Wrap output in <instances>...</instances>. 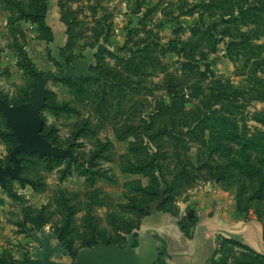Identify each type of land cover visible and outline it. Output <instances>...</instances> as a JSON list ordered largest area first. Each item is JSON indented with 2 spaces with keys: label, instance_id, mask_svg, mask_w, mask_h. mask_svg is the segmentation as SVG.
Here are the masks:
<instances>
[{
  "label": "rangeland",
  "instance_id": "obj_1",
  "mask_svg": "<svg viewBox=\"0 0 264 264\" xmlns=\"http://www.w3.org/2000/svg\"><path fill=\"white\" fill-rule=\"evenodd\" d=\"M57 35L68 63L92 50L106 82L47 84L57 108L41 111L43 131L77 160L28 155L31 184L0 188V258L25 262L40 228L74 256L95 237L124 247L161 183L160 211L214 193L231 222H256L264 238V0H0V97L28 101L36 79L24 56L43 75L61 72ZM8 145L0 139L2 165ZM227 239L241 243L221 237L209 264H264Z\"/></svg>",
  "mask_w": 264,
  "mask_h": 264
},
{
  "label": "water",
  "instance_id": "obj_2",
  "mask_svg": "<svg viewBox=\"0 0 264 264\" xmlns=\"http://www.w3.org/2000/svg\"><path fill=\"white\" fill-rule=\"evenodd\" d=\"M61 35H57L51 43V59L61 69L58 74L49 73L43 75L39 71H33L37 77L35 86L29 91L30 100L26 103L11 105L0 97V114L5 124L15 137L17 145L9 153L10 164L0 165V188L6 191L7 181L21 180V162L17 155L37 154L47 159H60L69 157L77 160L70 147L61 148L48 141L43 131V119L41 110L46 106V88L49 82L92 79L105 82L97 74L91 72L93 65V51L87 49L83 58L75 59L68 63L61 54ZM167 186L164 183L158 188V198L148 204L147 215L142 220V226L134 236L126 237V245L120 247L115 244H105L98 238L95 239V246L92 248L80 249L72 263L60 262L59 256H69V251L59 242V236L53 233H46L44 228L38 232L28 233L35 243L34 252L26 258L25 263H18L5 258H0V264H156L159 260L157 249V232L164 213L160 211L168 197Z\"/></svg>",
  "mask_w": 264,
  "mask_h": 264
},
{
  "label": "crops",
  "instance_id": "obj_3",
  "mask_svg": "<svg viewBox=\"0 0 264 264\" xmlns=\"http://www.w3.org/2000/svg\"><path fill=\"white\" fill-rule=\"evenodd\" d=\"M178 198L176 214L162 210L164 216L154 228L159 257H163L164 264H209L221 237L239 239L264 256L261 226L256 222H231L220 197L200 191Z\"/></svg>",
  "mask_w": 264,
  "mask_h": 264
},
{
  "label": "trees",
  "instance_id": "obj_4",
  "mask_svg": "<svg viewBox=\"0 0 264 264\" xmlns=\"http://www.w3.org/2000/svg\"><path fill=\"white\" fill-rule=\"evenodd\" d=\"M46 12H47V9H46V11L44 12V14H43V16H42V18H41V22L42 21H44L45 20V18H46ZM66 59V58H65ZM66 61H67V59H66ZM68 62V61H67ZM22 64H23V66H24V68L28 71V73H30L36 80H37V77L33 74V71L35 70V71H37L34 67H33V65L30 63V61L27 59V57H23V59H22ZM56 65L58 66V67H60L57 63H56ZM90 70H91V72H93L92 71V69H91V67H90ZM94 73V72H93ZM96 74V73H95ZM98 75V74H97ZM98 76H100L102 79H104L101 75H98ZM83 80H92V79H83V78H81V79H79V80H76V81H73V80H66V81H61V82H64V83H67V82H69V83H71V84H73L74 86L75 85H78L79 84V82H81V81H83ZM105 80V79H104ZM92 81H97V80H92ZM57 82V81H56ZM97 82H100V81H97ZM106 82V81H105ZM36 84V83H35ZM35 86V85H34ZM33 88V87H32ZM31 88V89H32ZM30 91V90H29ZM29 91H28V93H26V98L28 99V101L30 100V98H29ZM48 90L46 91V106L43 108V109H48V110H50V111H54L57 107L56 106H54V105H52V104H49L48 102H47V97H48ZM1 98H3V97H1ZM3 99H5V98H3ZM6 100V99H5ZM7 101V100H6ZM28 101H26V102H28ZM8 102V101H7ZM26 102H24V101H19V102H17L16 104H20V103H26ZM9 103V102H8ZM10 104V103H9ZM11 105H13V104H11ZM15 105V104H14ZM42 109V110H43ZM41 110V111H42ZM42 117V116H41ZM0 118H2V120H3V117L1 116V114H0ZM43 119V118H42ZM44 122V121H43ZM42 133H43V135H44V137L48 140V141H50V142H52L53 144H54V142L52 141V140H50V138H49V135H48V133H44V131H42ZM0 139L2 140V142L5 144V146H6V148L7 147H9V145L8 144H10V149H9V153L11 152V150L17 145V141H16V139H15V137L11 134V130L6 126V124L3 122V129H0ZM55 145V144H54ZM71 148V147H70ZM8 149V148H7ZM33 155H37V154H33ZM28 155H25V154H23V153H19L18 155H17V157L19 158V160H20V162H21V171H22V161L24 160V158L25 157H27ZM37 156H39V155H37ZM40 157V156H39ZM41 158H43V159H45L46 161H54V162H61L62 160H65V159H67V161H68V163L69 164H71V163H74V161L73 160H71L69 157H65V158H60V159H53V158H49V159H47V158H45V157H41ZM7 160H8V164H10V161H9V154H8V157H7ZM3 163L2 162H0V165L1 166H3L2 165ZM8 180H10V179H8ZM8 182V181H7ZM19 183L21 184V185H26V184H31L30 183V181L27 179V178H24V177H22L21 176V180H19ZM166 194H167V191H166ZM157 196H158V192H157ZM162 206V205H161ZM161 208V207H160ZM148 210V209H147ZM160 210V209H159ZM146 214H147V211H146ZM64 229V228H63ZM62 232V231H61ZM57 235L59 236V238H60V232H58L57 233ZM96 238H98V237H95V239ZM99 240H101L100 238H98ZM228 241H230L232 244H234V245H236V246H240V247H245V245H243V244H241L240 242H237V241H235V240H232V239H227ZM102 242H104L105 244H110V243H108V242H106V241H104V240H101ZM61 243L63 244V246L64 247H66L65 245L66 244H64L63 243V241L61 240ZM96 244V243H95ZM247 248V247H246ZM67 250L69 251V256L70 257H73V258H75L76 256H74L75 254H74V252L71 250V248L70 247H67ZM156 264H160V262H157ZM161 264H163V263H161Z\"/></svg>",
  "mask_w": 264,
  "mask_h": 264
},
{
  "label": "flooded vegetation",
  "instance_id": "obj_5",
  "mask_svg": "<svg viewBox=\"0 0 264 264\" xmlns=\"http://www.w3.org/2000/svg\"><path fill=\"white\" fill-rule=\"evenodd\" d=\"M25 262H26V260H25ZM25 262H22V263H25Z\"/></svg>",
  "mask_w": 264,
  "mask_h": 264
}]
</instances>
